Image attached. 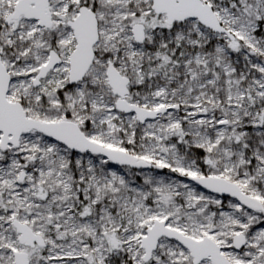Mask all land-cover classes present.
I'll list each match as a JSON object with an SVG mask.
<instances>
[{"label": "snow or ice", "instance_id": "obj_1", "mask_svg": "<svg viewBox=\"0 0 264 264\" xmlns=\"http://www.w3.org/2000/svg\"><path fill=\"white\" fill-rule=\"evenodd\" d=\"M0 264H264V0H0Z\"/></svg>", "mask_w": 264, "mask_h": 264}]
</instances>
